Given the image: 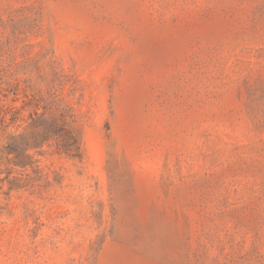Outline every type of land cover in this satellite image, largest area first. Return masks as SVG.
<instances>
[{"label":"rangeland","instance_id":"1","mask_svg":"<svg viewBox=\"0 0 264 264\" xmlns=\"http://www.w3.org/2000/svg\"><path fill=\"white\" fill-rule=\"evenodd\" d=\"M0 264H264V0H0Z\"/></svg>","mask_w":264,"mask_h":264}]
</instances>
